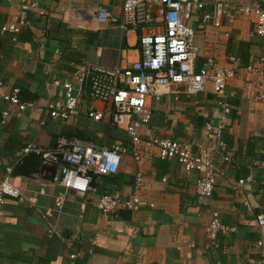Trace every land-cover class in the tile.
I'll return each instance as SVG.
<instances>
[{"label":"crops","instance_id":"obj_1","mask_svg":"<svg viewBox=\"0 0 264 264\" xmlns=\"http://www.w3.org/2000/svg\"><path fill=\"white\" fill-rule=\"evenodd\" d=\"M21 1L36 4L27 11L28 24L22 29L30 37L11 46L0 43V79L6 83L1 90L18 87L19 97L33 101L35 107L18 116L14 107L0 101V176L11 167L12 182L23 193L21 199L5 197L0 264H264V225L256 223V215L264 213V101L256 100L245 71L264 56V39L256 33L255 16L236 9L239 4L264 9V0H227L231 6L220 17L215 15V4L223 0H201L203 8L189 20L195 31L196 68L211 58L232 69L234 76L222 97L214 94L211 82L195 94H164L151 102V120L142 126L143 136L187 141L195 154L206 155L219 167L222 174L213 195L199 201L198 173H186L175 158L161 159L144 149L139 162L124 156L115 175H94L88 192L66 190L60 212L56 196L64 189L51 182L49 168L39 158L21 155V148L31 142L51 147L62 136L96 145L127 140L105 121H92L83 113L68 121L50 120L45 105L62 97L61 86L52 79L77 85L74 72L81 65L130 66L139 58L140 31L96 19L99 8L119 15L124 0L1 1L5 23L16 22ZM148 5L154 12L157 1L148 0ZM41 40L44 50L39 48ZM224 101L229 105L226 114ZM80 103L83 112L105 108L102 101L86 95ZM4 110L9 115L2 122ZM207 123L223 124L221 136L207 130ZM139 171L141 183L136 188ZM241 179L244 183L234 189ZM103 193L117 194L121 200L138 196L146 203L104 213L97 207ZM213 210L226 228L217 247L207 232ZM49 223L57 234L48 233Z\"/></svg>","mask_w":264,"mask_h":264},{"label":"built area","instance_id":"obj_2","mask_svg":"<svg viewBox=\"0 0 264 264\" xmlns=\"http://www.w3.org/2000/svg\"><path fill=\"white\" fill-rule=\"evenodd\" d=\"M10 3L12 0H0ZM154 12L148 0H124L121 13L113 15L103 8L96 12V19L102 23L118 26L122 30L137 29L139 58L126 68L109 69L102 66L88 67L81 65L75 72L77 85L72 81L53 78L52 83L62 88V97L47 101L45 110L50 120L68 121L80 116L101 122L105 121L110 128L123 133L127 138L115 139L110 143L96 145L92 140L78 137H58L51 147H43L31 142L21 148V155L35 154L49 168L53 184L61 186L64 191L56 196L55 208L61 211L64 206V192L67 190L84 194L92 189L91 183L95 176L115 175L126 155L139 162L143 150L147 149L161 159L175 158L186 173H198L195 190L199 201L210 198L215 190L218 175L222 174L206 155L195 154L189 142L162 138L153 135L143 136L142 126L151 120V102L159 101L164 94L178 95L185 92L195 94L206 89L212 83L215 95L222 97L228 81L234 76L230 68L218 66L208 58L199 69L196 68L198 57L194 46L195 31L189 24L192 16L204 6L201 0H156ZM227 0L215 4V15L220 17L230 8ZM36 7L32 1H21L20 13L16 22L5 23L1 32L12 35L15 39L20 29L28 24L27 11ZM236 9L244 15L256 18V33L264 39V9L256 4H239ZM161 26V31L151 29ZM149 29L150 31H147ZM48 30L42 29L46 37ZM39 48L44 50L46 43L41 40ZM264 50V45H263ZM264 56L259 61L250 63L246 71V82L255 92L256 100L264 101ZM6 86L0 79V101L16 109V115L28 108H34L33 101H24L19 97L20 89L12 87L3 91ZM88 96L90 100H99L105 104L102 111L90 108L81 109V98ZM229 112V105L224 101L223 113ZM9 115L8 110L2 112V122ZM207 130L213 131L218 138L221 136L223 124L212 126L206 124ZM225 161L229 157L224 158ZM12 168L0 176V218L3 215L5 197L21 199L22 190L12 182ZM141 183V172L136 173L135 187ZM244 179L233 185L239 189ZM264 192V189H263ZM146 202L138 196L121 200L117 194L103 193L99 196L97 207L101 212L108 213L124 207L136 209ZM256 223L264 225V213L256 215ZM222 230L218 211L213 210L207 232L217 247V239ZM48 233L57 234L55 225L48 224ZM70 254V258H75Z\"/></svg>","mask_w":264,"mask_h":264},{"label":"trees","instance_id":"obj_3","mask_svg":"<svg viewBox=\"0 0 264 264\" xmlns=\"http://www.w3.org/2000/svg\"><path fill=\"white\" fill-rule=\"evenodd\" d=\"M4 23H5V20H4L3 17H1V14H0V43L2 45L11 46V45H14L16 43L23 42L26 37H27V39H29V37H30L29 36V32L27 30H22L23 27L16 34L15 39H13L12 35H10V34H2L1 33V27L3 26ZM32 155H34L37 158H39L40 159V162H41V158L38 155H35V154H32ZM32 155L31 154H28V156H32ZM19 163L21 164L22 162H19Z\"/></svg>","mask_w":264,"mask_h":264},{"label":"rangeland","instance_id":"obj_4","mask_svg":"<svg viewBox=\"0 0 264 264\" xmlns=\"http://www.w3.org/2000/svg\"><path fill=\"white\" fill-rule=\"evenodd\" d=\"M120 134V133H119ZM122 134V133H121ZM122 136H123V134H122Z\"/></svg>","mask_w":264,"mask_h":264}]
</instances>
